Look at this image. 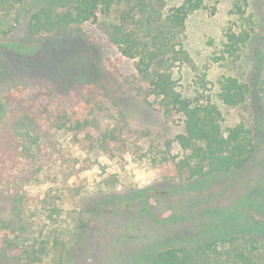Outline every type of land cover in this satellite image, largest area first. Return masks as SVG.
I'll return each instance as SVG.
<instances>
[{"label": "rangeland", "instance_id": "obj_1", "mask_svg": "<svg viewBox=\"0 0 264 264\" xmlns=\"http://www.w3.org/2000/svg\"><path fill=\"white\" fill-rule=\"evenodd\" d=\"M235 1L205 0L207 9L187 19L185 48L199 73H206V89L186 69L176 70L174 76L184 95L198 90L201 102L218 108L223 127L243 122L254 132L253 160L238 172L209 178L189 191L191 183L164 180L148 161L129 159L122 169L99 152L78 150L68 135L60 133V154L25 187L32 200L25 208V229L18 240L46 243L39 264H151L152 255L161 248L230 235L264 239V0H247L254 26L241 57L223 67L212 61L223 48L228 28L239 23L230 13ZM8 10L10 15L4 19L7 26L15 27L0 36V100L15 88L30 86L34 79L65 96L82 97L87 88H94L99 94L107 92L135 128L149 129L165 139L183 132L181 119L163 126L155 111L119 92L107 72L118 52L105 44L94 26L35 37L20 5ZM17 14L23 15L18 23ZM209 64L213 65L208 69ZM131 66L127 60L120 65L126 73ZM222 75L249 85L251 95L242 106L220 102ZM75 233L78 238L72 242ZM61 243L70 246L63 262Z\"/></svg>", "mask_w": 264, "mask_h": 264}, {"label": "trees", "instance_id": "obj_2", "mask_svg": "<svg viewBox=\"0 0 264 264\" xmlns=\"http://www.w3.org/2000/svg\"><path fill=\"white\" fill-rule=\"evenodd\" d=\"M35 1L1 0L0 36L14 29L4 18L16 5L35 37L94 26L105 44L118 52L107 72L119 92L155 111L163 126L181 119L183 132L165 139L149 129L135 128L107 92L99 94L94 88H87L82 97L65 96L34 79L30 86L4 94L0 100V209L4 210L0 264H39L46 252L44 241L18 239L25 229V208L32 200L25 187L60 154V133L68 135L78 150L99 152L122 169L129 159L148 161L164 180L191 183L189 191L209 178L238 172L253 160L254 132L243 122L223 127L218 108L201 102L198 90L184 95L174 76L176 70L186 69L206 89V73H199L185 48L187 19L207 9L205 0ZM247 6V0L233 3L230 13L239 23L226 31L220 54L212 58L215 64L223 67L241 57L254 26ZM22 14H17L16 23ZM123 60L131 62V72L121 69ZM218 84V97L225 106L240 107L251 95L249 85L235 76L222 75ZM261 93L264 97V88ZM77 238L75 233L71 241ZM69 247L61 243L60 262L68 258ZM151 264H264V239L230 235L161 248L152 255Z\"/></svg>", "mask_w": 264, "mask_h": 264}]
</instances>
